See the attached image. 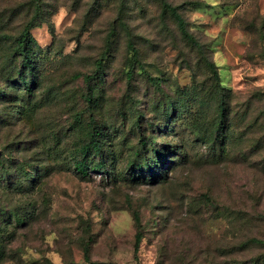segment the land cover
Returning a JSON list of instances; mask_svg holds the SVG:
<instances>
[{
	"label": "rangeland",
	"instance_id": "374dc122",
	"mask_svg": "<svg viewBox=\"0 0 264 264\" xmlns=\"http://www.w3.org/2000/svg\"><path fill=\"white\" fill-rule=\"evenodd\" d=\"M93 262L264 264V0H0V264Z\"/></svg>",
	"mask_w": 264,
	"mask_h": 264
},
{
	"label": "trees",
	"instance_id": "16d2710c",
	"mask_svg": "<svg viewBox=\"0 0 264 264\" xmlns=\"http://www.w3.org/2000/svg\"><path fill=\"white\" fill-rule=\"evenodd\" d=\"M170 11L172 12V14L174 15V17L176 18V21L178 23L179 28L181 29L182 33L184 34V36L190 40L192 43L197 44V41L195 39V37L189 32L188 28H187V22L185 20V18L183 17V15L179 12V10L176 7H172L169 6ZM34 26V22H28L27 25L25 26L22 34L20 35V37L18 38V51L19 53H21L25 60V62H30L28 58V52H27V47L29 44V40L31 38V29ZM142 145L145 146L146 145V140L142 139L141 141ZM90 146L89 145H84L82 146L81 150L82 153L84 154L83 159L77 163V169L79 172L86 174L87 170H88V152H89ZM137 240L139 242L140 237H137ZM263 243V240L257 238V237H251V238H247L245 240V242H243L241 245L242 247L247 246V247H258ZM73 264H79V263H73ZM80 264H84V263H80ZM92 264H102L99 262H93Z\"/></svg>",
	"mask_w": 264,
	"mask_h": 264
}]
</instances>
